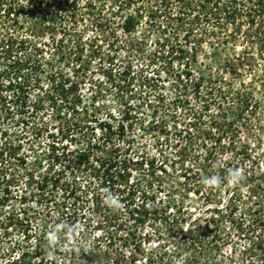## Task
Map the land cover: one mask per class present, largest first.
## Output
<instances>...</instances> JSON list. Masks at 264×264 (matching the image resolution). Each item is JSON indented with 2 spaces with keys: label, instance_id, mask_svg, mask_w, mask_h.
Masks as SVG:
<instances>
[{
  "label": "rangeland",
  "instance_id": "rangeland-1",
  "mask_svg": "<svg viewBox=\"0 0 264 264\" xmlns=\"http://www.w3.org/2000/svg\"><path fill=\"white\" fill-rule=\"evenodd\" d=\"M127 1L64 11V0H0V264L22 252L30 264H85L83 254L89 264H264V206L228 215L230 179L215 187L188 170L211 146L194 113L202 129L210 115H238L221 96L229 83L259 105L236 146L252 149L248 165L264 162V58L253 47L254 66L231 72L226 61L247 43L204 0ZM16 80L26 92L7 87ZM102 121L118 132L108 137ZM219 152L246 173L241 155Z\"/></svg>",
  "mask_w": 264,
  "mask_h": 264
},
{
  "label": "trees",
  "instance_id": "trees-1",
  "mask_svg": "<svg viewBox=\"0 0 264 264\" xmlns=\"http://www.w3.org/2000/svg\"><path fill=\"white\" fill-rule=\"evenodd\" d=\"M180 1V0H178ZM183 1V0H181ZM206 2V6L210 8V15L213 16L214 19H218V23L222 22V20L226 21V24H232L235 25L233 28V31L230 33L229 38H232L233 42H237L240 38L245 41V50L243 54L235 55L232 58H229L226 63L229 66V70L233 72L234 74H239V68H245V66H248L252 68L254 64L256 63V59L254 58V52L251 51L253 47H256L259 51L260 58H264V0H204ZM132 0H128L127 3H131ZM71 3H74V0L71 1ZM70 0H64L63 6L64 11H66V7L71 6ZM167 3H169L168 0H161V4L168 7ZM76 5V3H74ZM60 10L58 9L57 12ZM221 23V24H222ZM246 25V27H245ZM133 28H135V21L134 16L131 14L126 18L125 23L123 25V29L125 32L130 33ZM228 38V37H227ZM227 38H225L222 42H219V44H226ZM228 38V39H229ZM226 42V43H225ZM23 43V41H22ZM20 42V45L22 44ZM8 48H11L10 46ZM257 54V55H258ZM29 55H32L30 53ZM28 55V56H29ZM11 56V55H10ZM12 60V58L10 57ZM255 59V60H254ZM16 66V69H20L22 66L26 65V61L23 59H17L16 61H13ZM237 65V66H236ZM236 66V67H235ZM241 71V70H240ZM111 74V73H109ZM189 76V73H187ZM112 76V75H111ZM18 78V76H16ZM188 78V77H187ZM200 82L194 84V87L200 88L203 79L200 77ZM189 81V79L187 80ZM186 81V82H187ZM19 85V92H26L27 89H25V82H20L16 80V83L10 82L7 87L16 89V87ZM227 85V83H225ZM242 86H245L244 83L241 84ZM229 87H231V91H225L222 92V98L223 102H227V104L236 105L239 112L235 119H229L227 110H221V115H210V121L209 126L207 128L202 129V126L206 125L205 120H203L202 113H200V116L197 117L194 113V122L192 123L194 127L199 130L197 137H204V139L211 142V148L206 146V143H203L205 146V156H202L200 152L197 155V163L194 167H189L188 170H191L194 168V174L198 176V178H201L203 175L208 178L211 176H215L219 178V186H222L224 184H230L229 179L230 175L233 170H237L239 168V164L232 163L231 161H222L218 158L221 153L219 151H230L232 153H236L237 155H241L243 157L244 164L242 162V166H245L246 173H242L243 180L240 181L237 184H234L232 188L227 189L226 191L230 193L229 196V202L227 205V208H229L230 212L228 215L233 213L236 209H238V206L241 204H244L249 207V212L252 213L253 206L257 205H263L264 206V195H262V192H264V171L258 173L255 169L258 168H264V162H259L257 160H252L251 164L248 165V163L245 160H249L252 158L251 155V148L248 145H243L242 148H239L236 146L238 139H240V134L243 131L242 128L249 129L253 125L250 123L251 116L256 115L258 104L257 102H253L255 99V96L251 90H247L245 87L242 88V91H237L234 89L233 85L231 83L228 84ZM71 88L73 89L74 86ZM212 88L211 90H213ZM72 102L77 104L76 102L79 100V97H72ZM7 103L11 104V101H8ZM207 104V103H206ZM222 106V103L219 104V106ZM208 106V105H206ZM222 109V107H220ZM247 112V114H245ZM124 118L130 119L129 115H124ZM1 119V116H0ZM103 130H105V133L108 134V137L110 135H114L118 131H113V126L111 123L107 121H102L99 124ZM255 129V128H254ZM120 132L125 131V126L121 125L118 129ZM110 134V135H109ZM256 136V134H255ZM257 137V136H256ZM226 139H228L226 141ZM95 149H100V147L95 146ZM184 154V153H182ZM185 155V154H184ZM254 164V165H253ZM229 169L227 170V167ZM215 187H217V184H214ZM244 188H247L248 190L246 195L247 200H245V195L243 193ZM208 193V196H214L213 190H216V188L213 189ZM262 198H259L261 197ZM108 209V207H106ZM145 208V205H137L135 209L131 212L130 218L135 220V224H140L145 222V219L141 216H137L138 213L142 214V210ZM217 212H220L221 209H215ZM248 210V209H247ZM256 210L254 209V213ZM147 213V212H146ZM257 221V219H255ZM262 222V221H261ZM210 221L206 222L204 229L206 232H211L210 228ZM218 226V225H217ZM250 228V227H249ZM264 228V227H263ZM262 230V229H261ZM133 232V231H131ZM133 237V233L130 237H127L126 240H130V238ZM258 241L255 244V247H259L262 249V260H264V232L260 234L257 237ZM27 254L26 252H22L18 259L13 260L10 264H30V261L27 260ZM37 254V253H36ZM82 258L85 261V264H89V260L86 259V255L83 254Z\"/></svg>",
  "mask_w": 264,
  "mask_h": 264
},
{
  "label": "clouds",
  "instance_id": "clouds-1",
  "mask_svg": "<svg viewBox=\"0 0 264 264\" xmlns=\"http://www.w3.org/2000/svg\"><path fill=\"white\" fill-rule=\"evenodd\" d=\"M242 180H243V175L239 171L233 170L231 175H230V182L233 184H237ZM219 182H220L219 178L215 177V176L208 177L205 180V183H207L209 185L218 184Z\"/></svg>",
  "mask_w": 264,
  "mask_h": 264
}]
</instances>
